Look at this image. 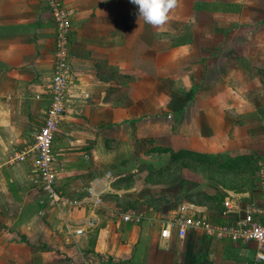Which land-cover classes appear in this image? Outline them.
<instances>
[{
	"label": "crops",
	"instance_id": "1",
	"mask_svg": "<svg viewBox=\"0 0 264 264\" xmlns=\"http://www.w3.org/2000/svg\"><path fill=\"white\" fill-rule=\"evenodd\" d=\"M63 1L72 75L57 185L78 199L93 186L102 202L52 207L32 160L11 161L44 121L56 25L44 0H0V264L250 263L254 242L164 238L172 210L128 222L123 200L140 197L137 175L166 173L161 148L254 154L264 172V0H179L162 28L130 0Z\"/></svg>",
	"mask_w": 264,
	"mask_h": 264
},
{
	"label": "built area",
	"instance_id": "2",
	"mask_svg": "<svg viewBox=\"0 0 264 264\" xmlns=\"http://www.w3.org/2000/svg\"><path fill=\"white\" fill-rule=\"evenodd\" d=\"M56 25L53 74L49 84L50 102L43 124L35 133L34 140L20 151L15 152L11 161L33 163L32 184L47 196L50 206L61 209L69 205L79 206L88 201L93 205L102 202L94 187H88L90 196L84 199L71 198L57 185L61 164L54 151V139L66 112V102L71 84L72 67L70 61L69 35L72 26L71 11L63 0H44ZM39 98V95H36ZM220 212L206 214L194 204L184 203L178 211L162 222L160 235L168 238L175 232L184 238L189 231H203L218 239L234 242L255 243L253 260L247 264L264 261V177L258 190L228 192L223 199ZM144 214L130 210L123 214V220L139 223ZM221 218V219H219ZM76 233H82L78 228Z\"/></svg>",
	"mask_w": 264,
	"mask_h": 264
},
{
	"label": "rangeland",
	"instance_id": "3",
	"mask_svg": "<svg viewBox=\"0 0 264 264\" xmlns=\"http://www.w3.org/2000/svg\"><path fill=\"white\" fill-rule=\"evenodd\" d=\"M259 164L261 168L258 169L251 165L239 170H225L209 167L197 161L175 162L167 165L169 169L167 168L166 173L158 168L149 179L143 180V175H137L136 179L140 181L138 185H143L140 197H134V200L125 198L123 203L124 206L141 212L152 208V213L157 217H162L164 212L170 210L178 211L184 203L202 205L205 211L210 213L220 208L223 198L228 193L222 187L232 191L258 190L264 177L263 164L260 162ZM153 183L156 188L151 191Z\"/></svg>",
	"mask_w": 264,
	"mask_h": 264
},
{
	"label": "trees",
	"instance_id": "4",
	"mask_svg": "<svg viewBox=\"0 0 264 264\" xmlns=\"http://www.w3.org/2000/svg\"><path fill=\"white\" fill-rule=\"evenodd\" d=\"M160 151H168L170 152V162L174 164L179 161H197L204 165H208L209 167L225 169V170H239L244 169L246 166H253L254 169L261 168V164H259V158L254 154H241L236 156H230L227 154L220 153H200L187 149L173 150L170 148H161ZM168 164V165H171ZM166 168L169 169L168 166ZM157 170V169H156ZM165 169L162 167L160 171H164ZM168 170L166 169V172ZM165 172V171H164ZM249 190V189H246ZM246 190H239L236 192H244ZM250 191V190H249ZM224 199V198H223Z\"/></svg>",
	"mask_w": 264,
	"mask_h": 264
},
{
	"label": "clouds",
	"instance_id": "5",
	"mask_svg": "<svg viewBox=\"0 0 264 264\" xmlns=\"http://www.w3.org/2000/svg\"><path fill=\"white\" fill-rule=\"evenodd\" d=\"M138 7L139 20L157 28H162L169 20V13L177 7L179 0H130Z\"/></svg>",
	"mask_w": 264,
	"mask_h": 264
}]
</instances>
